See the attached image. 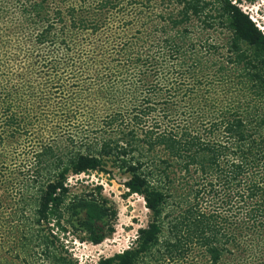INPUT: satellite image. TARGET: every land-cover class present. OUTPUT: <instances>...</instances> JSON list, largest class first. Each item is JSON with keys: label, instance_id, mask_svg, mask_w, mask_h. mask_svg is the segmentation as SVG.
I'll list each match as a JSON object with an SVG mask.
<instances>
[{"label": "trees", "instance_id": "trees-1", "mask_svg": "<svg viewBox=\"0 0 264 264\" xmlns=\"http://www.w3.org/2000/svg\"><path fill=\"white\" fill-rule=\"evenodd\" d=\"M6 1L0 0V16ZM12 1L21 6L24 22L34 25L33 46L47 51L32 65L36 76L43 74L45 90L64 95L58 76L68 72L78 80L81 70L95 68L96 79L119 85L117 95L125 89L137 99L145 96V108H119L109 116L110 135L103 139H90L84 131V138L68 133L46 138L38 131L43 119L38 108L21 106L38 96L36 81L22 100L1 77L0 264H78L67 247L69 236L94 246L113 236L118 213L101 187L77 192L69 184L72 177L107 174L110 163L129 177L125 198L142 197L151 217L130 250L97 264H183L193 250L202 264H264V33L237 3L162 0L146 40L153 41V52L170 54L174 67L165 71L154 55L143 57L133 45H114L107 53L80 50L102 40L122 0ZM137 2L150 10V0ZM215 32L225 39H214ZM209 63L245 101L232 110L208 107L203 114L213 113V119L207 124L183 123L174 101L189 86L192 71L203 78L184 95L195 94L205 105L217 93L205 78ZM50 114L62 116L59 128L75 121L71 109ZM18 144L27 161L15 166L19 179L11 177L18 187H6L7 150ZM12 188L17 195L9 200L2 190Z\"/></svg>", "mask_w": 264, "mask_h": 264}, {"label": "rangeland", "instance_id": "rangeland-1", "mask_svg": "<svg viewBox=\"0 0 264 264\" xmlns=\"http://www.w3.org/2000/svg\"><path fill=\"white\" fill-rule=\"evenodd\" d=\"M68 1L69 4L72 3L73 5H78L79 3V0ZM131 1L132 0H122V4H120L118 10L111 14V18L107 22L105 28V30L108 31L102 32L99 35L102 40L98 42L96 46L90 44L80 47V50L85 52L86 49L87 52L91 53L92 49H105V53H107L114 45H116L117 48H120V44L133 45L136 51L142 54L143 57L147 52L150 56L154 55L156 61L166 65L163 68L165 71L166 69L172 68V66L174 67V63L169 57L170 54L168 52L162 55L156 53V51L153 52L150 50L153 41L149 42L146 40L147 35H153V30H155L153 25H157L156 23L158 20L156 17H158L162 10L160 5L162 0H150V3H147L150 10H146L144 4H140V2H137L138 0ZM231 1H233L234 4L237 3V6L247 14L264 33V0ZM4 3L5 12L3 16H0V80L1 77L8 78L9 86L7 87L19 90V93L12 92L17 94H13V97L16 99L22 98V100L31 96V94L26 93L28 86L34 80L36 81L35 87L38 90V96H35L31 100H25L22 102L21 106L38 108L37 113L43 116L41 120L42 125L38 131L46 132V138L51 134L54 135V133H57V135L61 134L60 137H65L64 133H68L74 136L79 135V137L84 138L85 136L81 135L84 131V135L90 132V139L100 136L101 139H103L106 138L107 135H110V131L105 133L107 132L106 125L109 124V116H114L119 108L131 109L133 105L142 106L143 109L145 108L142 104L145 96L139 94L137 99L131 91L125 89L124 95H117L119 85L113 88L110 83L107 85V82L96 79L94 75L97 69L95 68H93L92 71L85 68L81 70V78L78 80L70 79V74L68 72L65 74L61 73L62 75L58 76V79L64 80L63 82H65V87L63 89L64 95L60 94L55 96L54 93L45 90V80L44 77H42L43 74L36 76V71H34L32 65L38 61L37 55L40 52L41 55H46L47 51H44V49H42V51L36 50L33 46L31 37L33 35L34 25L32 22L29 23L31 26L24 22V16L21 13L22 8L19 6L18 2L7 0ZM152 19L154 23L153 21L151 22ZM139 29L144 32V34L137 36ZM213 38L217 41L218 38L221 40L225 39L224 35L219 34V32H215ZM59 49H54V54L57 57H59L58 54L61 52ZM51 53H53L52 50ZM114 57H107L105 60L110 61ZM163 60H166V62ZM204 65L209 68L212 67L209 72L205 74V78L209 82L214 83L213 89L214 92L217 93L213 95L205 105L200 99L196 100V98H194L193 95L195 94L184 95V92L188 90L189 86L190 88L193 87V83L203 78V75L199 71H192L188 76L192 78L187 83L189 86H184L182 92L176 95V101H174L175 109H178L180 113H184V116L182 115L183 123L195 126L203 122L207 124L208 121L213 119V113L203 114L204 111L209 112L207 109L208 107H212L213 109L222 107L223 109L226 108V110H232L233 107H237L245 101L242 93L234 92V89L229 91L228 85H226L228 81H224L223 76L220 77L215 75L216 68L213 67L212 63ZM73 82L75 83L73 84ZM4 83L5 82H0V87ZM103 83H105V87ZM219 84L222 85L223 88H220L221 86H219ZM40 87L41 91H43L41 94ZM199 93L202 97L201 90H199ZM61 108L71 109L73 113H75V121L63 125L65 128H59V125L63 124L62 116L50 114ZM161 119L162 118H160V120ZM7 153L6 157L9 162V168L7 171L8 176L6 177L8 181L6 187H18L17 183L14 182V184H12L13 180H11V177H14L15 180L19 179L18 170L15 166L17 163H25L27 161V156L23 154V148L22 146L20 147L19 144L7 150ZM105 171H107V174L93 173L82 175L80 177H72L69 181L70 186L75 187L77 192L86 189L89 191L96 187H101L103 196L111 203L118 213L117 222L114 225L115 234L100 246H94L88 241L80 242L78 239L73 238L75 236H69L68 242L72 244L67 247L69 248V253L72 255L73 260L78 264H97L102 259L112 258L130 250L137 239L138 232L141 229L147 228L150 223L151 215L146 209L143 198L140 196L125 198L127 195L125 184L129 180V177L123 172H120L114 165L112 166L111 163L108 166L106 165ZM177 188L180 191L184 189V187ZM2 191L6 193L9 200L13 198L16 199L17 193L13 188L8 191L3 189ZM4 219L5 216L0 219V224L3 223ZM196 255L197 250H193L189 254L186 263L184 262L183 264H202L204 260L196 258Z\"/></svg>", "mask_w": 264, "mask_h": 264}]
</instances>
